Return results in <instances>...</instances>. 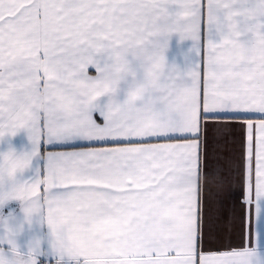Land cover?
<instances>
[{
	"label": "snow or ice",
	"instance_id": "snow-or-ice-1",
	"mask_svg": "<svg viewBox=\"0 0 264 264\" xmlns=\"http://www.w3.org/2000/svg\"><path fill=\"white\" fill-rule=\"evenodd\" d=\"M241 113L260 118L238 157L202 147V119ZM21 131L29 150L0 151V206L23 214H0V264L34 221V264L42 243L52 264H264V0H0V140ZM233 180L258 230L209 239L211 186Z\"/></svg>",
	"mask_w": 264,
	"mask_h": 264
},
{
	"label": "crops",
	"instance_id": "crops-1",
	"mask_svg": "<svg viewBox=\"0 0 264 264\" xmlns=\"http://www.w3.org/2000/svg\"><path fill=\"white\" fill-rule=\"evenodd\" d=\"M192 41L190 39L181 40L179 35L173 33L169 37L168 47L165 50V60L169 65L175 64L182 71L186 69L189 62L193 59L192 54L189 52ZM94 74V69H89ZM260 117L252 116L249 114L241 113L235 118L224 117L218 122L209 121L207 129L205 130L204 121L201 120V143H207L209 153L215 152L217 155H227L229 152L233 153L236 157L239 156L240 148L246 136V122L248 119L256 120ZM99 119V117H97ZM84 146L87 142H81ZM11 145L16 152L21 150L27 151L31 145L27 140L26 134L21 131L12 137H6L0 140V151H4ZM33 167L42 165V161L38 158H33ZM27 175V174H26ZM235 175V173H234ZM211 203L206 214L205 229L209 239H214L217 236L232 237L237 241L243 231L245 240L249 231V222L253 226V236L255 231L258 230V224L255 217L254 206L249 207L243 203L244 194L243 187L233 180L231 183H225L219 191L216 190V185H212ZM9 213L14 214L16 218L22 217L21 205L18 200L6 201L0 206V214L8 216ZM47 229L44 226L37 225L33 222L29 229L25 226L23 232L15 237L18 245V250L26 253L28 250L27 242L31 237H43ZM250 248L253 244L249 242ZM9 245L5 242L0 244L6 252ZM47 244H41V253H34L36 256H42L52 263L51 257L43 254L46 253ZM260 253L264 254V240L261 242Z\"/></svg>",
	"mask_w": 264,
	"mask_h": 264
},
{
	"label": "clouds",
	"instance_id": "clouds-1",
	"mask_svg": "<svg viewBox=\"0 0 264 264\" xmlns=\"http://www.w3.org/2000/svg\"><path fill=\"white\" fill-rule=\"evenodd\" d=\"M5 240L14 241L15 237L11 233H9L5 236ZM249 251L252 253L253 260L255 261L257 259V250L255 248H250ZM258 256L259 259H264V254L259 253ZM12 264H34V260L33 257L26 256L24 253H20L19 255L14 257Z\"/></svg>",
	"mask_w": 264,
	"mask_h": 264
},
{
	"label": "built area",
	"instance_id": "built-area-1",
	"mask_svg": "<svg viewBox=\"0 0 264 264\" xmlns=\"http://www.w3.org/2000/svg\"><path fill=\"white\" fill-rule=\"evenodd\" d=\"M35 261H36V264H52L49 262L48 259L42 256H36ZM73 264H75V262H73Z\"/></svg>",
	"mask_w": 264,
	"mask_h": 264
}]
</instances>
